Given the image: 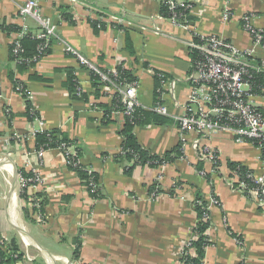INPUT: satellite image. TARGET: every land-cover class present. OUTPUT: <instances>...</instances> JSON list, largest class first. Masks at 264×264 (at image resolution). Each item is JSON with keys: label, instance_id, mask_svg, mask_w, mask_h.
<instances>
[{"label": "crops", "instance_id": "crops-1", "mask_svg": "<svg viewBox=\"0 0 264 264\" xmlns=\"http://www.w3.org/2000/svg\"><path fill=\"white\" fill-rule=\"evenodd\" d=\"M23 1L0 0V240L23 255L16 262L2 264H179L182 245L197 222V199L206 202L209 223L202 264H264V208L237 190L228 167L231 162L240 163L260 176V150L249 140L236 141L229 130L212 129L203 143L218 155L216 173H210V165L199 158L193 133L187 135L185 157L175 162L148 167L116 157L124 117L111 113L106 118L102 107V113L96 112L87 102L110 105L118 89L111 84L96 89L90 69L66 50L70 46L100 70L121 64L132 70L136 97L146 107L157 100L154 72L165 74L169 81L164 100L174 112L173 103L182 105L189 90V30L157 20L158 0H77L123 16L130 25L122 28L113 21L94 27L80 3L38 0L42 14L55 25L56 36L44 57L19 70L10 59L15 32L8 28L20 24L17 8ZM179 1L192 4L190 28L222 36L241 47H248L251 40L241 27L240 15L256 13L255 23L262 26L264 0ZM224 5L233 12L225 23L220 20ZM26 22L36 29L33 19ZM154 25L161 31L155 33ZM258 57L264 64L263 50ZM67 69L76 76L81 98L72 96L65 85ZM15 78L26 93L15 91ZM252 101L264 114V86ZM29 108H35L44 130L77 143L78 163L92 167L97 175V198L66 165L59 149H47L38 157L31 136V123L34 128L37 123L32 122ZM157 116L164 123L147 121L135 126L134 135L152 154L174 153L181 147L178 124ZM16 133L23 137L21 142L13 138ZM32 169H38L46 183L19 196L15 174ZM32 197L40 200V207L30 204ZM211 197L218 204H212Z\"/></svg>", "mask_w": 264, "mask_h": 264}, {"label": "built area", "instance_id": "built-area-1", "mask_svg": "<svg viewBox=\"0 0 264 264\" xmlns=\"http://www.w3.org/2000/svg\"><path fill=\"white\" fill-rule=\"evenodd\" d=\"M158 2L167 8L169 16L159 14L157 20L165 19L174 25L188 29L190 32V37L186 42L190 58V69L186 77L189 86L186 100L182 105L177 102L173 103L175 109L174 112H170L164 100V88L167 86L169 79L164 77L163 73L154 72V75L161 77V88L158 89L159 96L156 102L149 107L142 105L136 97L137 81H131L124 87L117 88L124 108L114 110L112 114L131 117L137 108H142L172 118L178 124L180 132V150L182 152L180 159L185 157L184 144L187 142V135L193 133L196 138L192 143L198 148L199 158L210 165V173H216L220 165L216 151L203 143V138L210 130H229L235 135L236 141H251L261 152L262 174L255 176L253 172L248 173V177L254 184L250 187L241 180L236 171H231L232 178L230 182L236 185L235 187L240 193L252 197L264 208V114L253 105L252 97L254 94L251 92V81L254 75L264 73V64L260 60L261 58L258 57V51H264V18L262 19V26H258L255 21L259 18V15L256 13L246 12L240 15L241 27L249 34L251 40L248 47H241L222 36L203 33L190 28L189 20L185 15V18L181 21L179 17L182 15L179 14L178 8L182 7L190 14L193 10L191 3L179 0H158ZM69 3L72 5L80 3L89 13L90 20L98 22L99 25L104 21H113L121 28L130 25L121 15H112L96 6L77 0H69ZM17 17L20 20L19 29L14 33V38L10 43L14 44L15 52L18 49L20 50V39L25 35L41 40L40 53L50 47V40L56 36L55 25H53L50 18L42 14L38 0H24L20 3L17 8ZM232 17L233 12L227 5H224L220 20L225 23ZM28 18L35 21V30H32L26 22ZM153 31L156 33L161 30L159 26L154 25ZM66 50L74 53L81 65L97 72L104 82L115 86L109 75L104 74L90 64L70 46H66ZM192 51L196 52L194 59L190 56ZM41 58L40 56L35 62ZM109 71L111 76H117L116 69ZM14 88L19 93L27 92L26 87L19 82L14 85ZM81 93V87L78 86L77 96H80ZM87 105L92 110L102 113L94 100L87 102ZM29 114L32 122L37 123V128H34V124L31 123L33 127L31 136L35 138L37 133L44 131L43 121L37 115L35 108H29ZM13 138L18 142L23 140L21 134L17 133L13 135ZM4 145H9L8 138L4 139ZM47 149H50V147L40 146L36 148V154L41 158ZM57 149L63 154L67 166L80 167L72 158L74 154L73 146L61 143ZM119 152L123 153L121 149ZM80 168L88 176L86 188L88 187L87 189L91 193L98 196L99 184L94 179L95 170L89 166ZM198 173L205 175L202 170H199ZM15 178L19 196H23V193H26L30 187L41 188L46 183V179L38 169H32L28 173L18 172L15 174ZM210 201L214 205L218 204L217 199L214 197H211ZM30 204L40 207V200L37 197H32L30 198ZM204 217L207 219L208 214L205 213ZM196 235L192 232L191 236L183 243L179 255V264H183L181 261L182 255L194 256L192 242L196 239ZM236 241L242 243L239 239H236ZM0 245H4L1 240ZM17 254L14 253L13 256L17 257ZM27 258L30 260L29 257Z\"/></svg>", "mask_w": 264, "mask_h": 264}, {"label": "trees", "instance_id": "trees-1", "mask_svg": "<svg viewBox=\"0 0 264 264\" xmlns=\"http://www.w3.org/2000/svg\"><path fill=\"white\" fill-rule=\"evenodd\" d=\"M185 2L188 3L187 1ZM178 12L179 14L182 15L179 17L181 21H183V19L185 18L184 15L187 16L186 18L189 20L188 11H186L182 7H179ZM160 14L164 16H169L168 10L165 6L160 5ZM90 24H92L94 27L100 26L98 22L94 20H90ZM18 29H19L18 26H11L8 28V31L16 32L18 31ZM51 41L52 39L50 40V47H51ZM41 43H42L41 40L32 38L30 35L23 36L20 39V50L18 49L15 52L14 44H10L9 46L10 59L16 64L19 70H24L32 67L37 58H39L40 56L44 57L50 51V47H49L48 49L44 50V52L40 53L39 46L41 45ZM190 56L192 57V59H194L196 56V52L195 51L190 52ZM90 71H91V80L93 86L96 89H98L100 85L109 84L104 82L97 72L92 70ZM100 71L111 77L112 83L115 85L116 88L124 87L127 83L136 80V76L134 72L132 70L126 69L125 67H123L122 64L116 68V72H117L116 77L111 76L110 71L108 70H100ZM66 74L67 76H66L65 85L69 90L70 94L74 97L76 96L81 98L83 96L82 93L80 96H77V87L79 85L76 81V76L74 75V72L71 69H67ZM163 75L164 77H166L165 74ZM154 79H155L154 94H155V98L157 99L159 96L158 89L161 88V77H159L158 75H154ZM18 82L19 80L16 78L13 80L14 85ZM263 86H264V73L254 75L251 81V92L253 94H258L261 92ZM97 94H98V90H96V95ZM98 96H100V93L98 94ZM96 105L104 109V115L106 116V118L111 116V113L114 110H122L124 108L123 104L121 103V95L119 92L113 95V98L110 101V105L103 104L102 106V104L100 103H96ZM157 115L159 114L149 109L137 108L131 117L123 116L124 124L119 130V135L121 136L122 139V143H121L122 145L120 149L123 151V153L119 152V154L116 157L127 158L131 160L135 165L156 167L158 165H163L168 162H172V161L175 162L177 159H179L182 156L180 147H177L176 150H174V153L167 152L163 155H157V154H152L149 151L145 150L138 143L134 135L135 126L146 123L147 121H151V120L164 123V120ZM61 143H65L73 146L74 154L72 158L74 161L78 163L77 155H78L79 146H77V143L74 140H70L64 136H60L55 131L44 130L43 132H39L35 135L36 148L40 146L57 148ZM79 166L85 167L80 164ZM80 167L70 166L69 168L73 169L78 174L81 181L86 187L88 184V176L86 172ZM228 167L231 171H236L239 177L241 178V180L246 182L250 187L254 185L252 180L248 177V173L252 172L250 169L246 168L240 163H235V162L229 163ZM94 175H95L94 179L97 180L96 173ZM23 195L25 196V193H23ZM92 195L93 197L97 198L96 194L92 193ZM194 206L197 212V222L192 229V232L197 234L196 239L192 242V247L194 249V256L188 254L182 255L181 261L183 264H202L204 249L209 243L208 237L206 235V231L209 223L208 220L204 217L205 213H207L206 202L197 199L195 201ZM14 253H18L17 257L13 256ZM22 257H23L22 253L17 248L11 247L9 245L8 246L0 245V264L7 261L16 262L17 260H20Z\"/></svg>", "mask_w": 264, "mask_h": 264}]
</instances>
